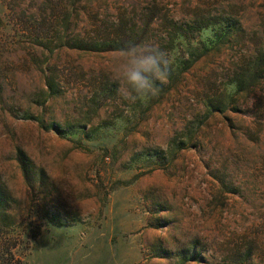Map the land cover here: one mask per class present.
Returning <instances> with one entry per match:
<instances>
[{"label": "rangeland", "instance_id": "obj_1", "mask_svg": "<svg viewBox=\"0 0 264 264\" xmlns=\"http://www.w3.org/2000/svg\"><path fill=\"white\" fill-rule=\"evenodd\" d=\"M0 192L21 264H264V0H0Z\"/></svg>", "mask_w": 264, "mask_h": 264}, {"label": "clouds", "instance_id": "obj_2", "mask_svg": "<svg viewBox=\"0 0 264 264\" xmlns=\"http://www.w3.org/2000/svg\"><path fill=\"white\" fill-rule=\"evenodd\" d=\"M170 71L168 53L151 42L122 48L113 68L114 77L124 86L123 99L132 103L156 96L160 90L157 83H167Z\"/></svg>", "mask_w": 264, "mask_h": 264}, {"label": "trees", "instance_id": "obj_3", "mask_svg": "<svg viewBox=\"0 0 264 264\" xmlns=\"http://www.w3.org/2000/svg\"><path fill=\"white\" fill-rule=\"evenodd\" d=\"M176 30L179 31L178 33H181V35L184 34V30H182V28L178 27V28H176ZM118 37L121 38L119 35H117V38ZM99 41H101L100 42L101 44H96V47H98V46H100L102 44L103 45L104 44H107V42H104V40H102V39H100ZM117 41L118 40L115 39L113 42H111L112 45H117L116 44V43H118ZM87 46L89 47L88 44H85V47H87ZM112 47L115 48L116 46H112ZM78 49H82V48H78ZM47 86H48V84H47ZM18 163H19L20 168H21V170H22V172H23V174L25 176L27 164L25 162V156L24 157H21V153L19 154V157H18ZM2 197H3V195L0 192V221H2L3 223H5L4 221L6 220V218H8L10 216V210L3 209V207H2V202H3ZM3 223L0 222V253L1 252H4L3 254H6L7 253L6 254L8 256L7 264L9 263L10 260H11V262L13 261V263H10V264H21V260L20 259H16L15 258V255H14V253L12 251L13 249L16 248L15 244H13V246H11V247H9L8 245L5 244L6 245V248H5V246H3V240H5L10 233H11V235L13 234V232H9V227H7V225L6 224H3ZM1 262H3V261H0V263Z\"/></svg>", "mask_w": 264, "mask_h": 264}]
</instances>
